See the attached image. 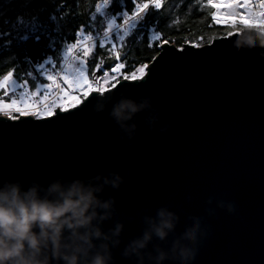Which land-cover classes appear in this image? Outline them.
I'll return each instance as SVG.
<instances>
[{
  "label": "water",
  "instance_id": "1",
  "mask_svg": "<svg viewBox=\"0 0 264 264\" xmlns=\"http://www.w3.org/2000/svg\"><path fill=\"white\" fill-rule=\"evenodd\" d=\"M236 38L237 33L222 36L193 48L226 45L199 56L160 60V51L143 80H121L142 84L158 63L140 90H112L113 102L122 95L158 97L160 125L149 133L147 114L138 116L139 133L131 146L119 138L107 111H94L96 99L57 123H47L56 116L0 123V181L25 178L26 184L36 180L47 185L58 177L116 171L126 181L118 191L106 189L104 197L117 201L115 220L125 223L124 244L141 234L144 216L166 206L177 217L174 233L187 217L203 219L208 235L195 264H264V50L236 49ZM163 47L180 49L171 43ZM93 95L99 94H90L69 112L84 108ZM23 121L30 123L18 125ZM166 124L172 127L161 133ZM219 200L235 203V213L218 208ZM113 226L114 221L106 222L105 230ZM124 244L114 250L117 262L133 264L121 256Z\"/></svg>",
  "mask_w": 264,
  "mask_h": 264
},
{
  "label": "clouds",
  "instance_id": "2",
  "mask_svg": "<svg viewBox=\"0 0 264 264\" xmlns=\"http://www.w3.org/2000/svg\"><path fill=\"white\" fill-rule=\"evenodd\" d=\"M232 46L264 50V29H239ZM157 99L122 95L113 102L112 95L100 92L94 111H107L119 138L131 146L139 133L138 116L147 114L149 133L160 125ZM171 127L162 125L160 132L166 134ZM125 181L116 171L58 177L47 185L36 180L26 184L25 178L0 181V264H118L114 250L124 244L125 223L115 220V197L105 198L104 193L108 188L118 191ZM206 203L211 205L212 198ZM216 206L229 214L236 211L233 202L219 200ZM205 211L214 214L212 208ZM109 221L114 226L105 230ZM176 225L177 217L166 206L157 208L154 215L144 216L141 234L124 244L121 256L133 264H195L208 235L203 219L187 217L178 234Z\"/></svg>",
  "mask_w": 264,
  "mask_h": 264
},
{
  "label": "snow or ice",
  "instance_id": "3",
  "mask_svg": "<svg viewBox=\"0 0 264 264\" xmlns=\"http://www.w3.org/2000/svg\"><path fill=\"white\" fill-rule=\"evenodd\" d=\"M117 2L120 10L111 11V6ZM127 3L128 0H98L94 11L90 13L88 24H80L75 29L72 41L65 37H59L58 40V34L61 32L59 21L67 11L65 0H60L59 6L53 7L49 12L48 20L51 23L48 25L39 15H31L28 18L18 15L14 21L5 19L4 23L11 24V27L6 31H0V61H11V66L0 73V116L6 118L0 123L5 126L17 125L7 121H18L21 117H33L44 121L53 116L57 119L47 123H57L58 120L63 121L89 107L92 100L96 99L95 95L88 100L84 108L69 112L70 109L77 108L81 98L86 99L92 93L107 92L114 95L112 90H140L151 79L153 69L158 63L151 70V76L142 84L121 83L118 77L129 82L143 80L147 65L133 64L129 71L123 72L130 53L124 52L122 56V51L127 48L130 37L136 35L142 40L145 30L148 38L147 47L151 49L155 45L163 52L160 60L168 55L199 56L226 47L223 44H217L215 48L209 45L205 51H193V48L201 47L200 44H192L187 50L183 47L178 51L164 48L169 40L164 38L161 30H158L159 20L154 19L151 23L147 21L149 16L159 17L165 8V0H130V9ZM207 4L215 9L211 13L213 23L228 25L235 30L229 31L228 37H232L241 28L264 29V0H207ZM237 25L241 27L237 28ZM46 27H50L51 31H45ZM6 37L11 39H5ZM42 37L48 40L45 47L49 51L38 62H34L28 55L21 57L12 47L16 40L26 43L31 39L33 43L39 44ZM105 50L115 61L108 67H105L103 62ZM152 59L155 60V56ZM21 61L30 67L27 71L17 74ZM117 84H120V88H117ZM29 123L23 121L18 125Z\"/></svg>",
  "mask_w": 264,
  "mask_h": 264
},
{
  "label": "trees",
  "instance_id": "4",
  "mask_svg": "<svg viewBox=\"0 0 264 264\" xmlns=\"http://www.w3.org/2000/svg\"><path fill=\"white\" fill-rule=\"evenodd\" d=\"M98 0H79L77 7V0H65V8L67 11L62 20L59 21L61 32L59 37H65L68 41L74 39L75 29L80 24H88L89 16L94 11L95 3ZM60 0H0V31H6L11 27V24H5L4 20L14 21L18 15L25 18L31 15H39L40 19L46 25L51 22L48 20V14L53 7H58ZM127 6L131 8L130 0ZM111 11H119V3L111 6ZM214 11L207 4V0H165V8L161 11L159 17L149 16L148 23L154 19L159 20L158 30L164 34V38L169 40V43L175 44L181 48L188 42L196 43L199 38L210 40L211 37L219 35H227L230 27L216 25L211 20V13ZM99 24V17L97 20ZM211 25V26H210ZM87 30V29H86ZM45 31H51L50 27H46ZM15 35V33H14ZM54 35H57L54 33ZM5 39H11L6 37ZM147 31L145 30L144 38L138 39L136 35L129 38L127 48L122 51L129 52L127 58L126 68L123 72L129 71L133 64H146L147 66L153 61V56H157L160 50L153 46L149 49L147 47ZM48 40L43 38L39 44L33 43L29 39L26 43H21L18 40L13 42V49L20 54L31 56L34 62H38L44 58V54L49 51L45 46ZM57 48H60L59 42ZM99 51V50H97ZM104 66L108 67L114 63V59L109 57L107 50L103 52ZM20 67L17 68V74L27 71L30 65L20 62ZM11 66V61H0V73H3ZM26 78V77H25ZM122 80V77H118Z\"/></svg>",
  "mask_w": 264,
  "mask_h": 264
},
{
  "label": "rangeland",
  "instance_id": "5",
  "mask_svg": "<svg viewBox=\"0 0 264 264\" xmlns=\"http://www.w3.org/2000/svg\"><path fill=\"white\" fill-rule=\"evenodd\" d=\"M214 11H215V9H214ZM220 26H226V27H229L228 25H220ZM241 26L240 25H237V28H240ZM230 31H234L235 32V30L234 29H232L231 27H230ZM227 35H228V33H227ZM227 35H223V36H227ZM219 37H222V35H219V36H214V37H211V38H209L210 40H206V39H201V38H199L198 39V41L196 42V43H190V42H188V43H186V44H200V45H202V46H204V45H206V44H209V43H211L214 39H216V38H219ZM201 46V47H202ZM144 72H145V74H146V68L144 69Z\"/></svg>",
  "mask_w": 264,
  "mask_h": 264
},
{
  "label": "built area",
  "instance_id": "6",
  "mask_svg": "<svg viewBox=\"0 0 264 264\" xmlns=\"http://www.w3.org/2000/svg\"><path fill=\"white\" fill-rule=\"evenodd\" d=\"M110 75H111V73H110ZM84 100H85V98H81V102L84 101Z\"/></svg>",
  "mask_w": 264,
  "mask_h": 264
},
{
  "label": "bare ground",
  "instance_id": "7",
  "mask_svg": "<svg viewBox=\"0 0 264 264\" xmlns=\"http://www.w3.org/2000/svg\"><path fill=\"white\" fill-rule=\"evenodd\" d=\"M221 7H223V6H221Z\"/></svg>",
  "mask_w": 264,
  "mask_h": 264
}]
</instances>
